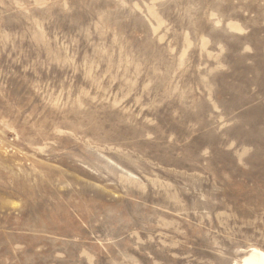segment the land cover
Listing matches in <instances>:
<instances>
[{
	"label": "rangeland",
	"instance_id": "obj_1",
	"mask_svg": "<svg viewBox=\"0 0 264 264\" xmlns=\"http://www.w3.org/2000/svg\"><path fill=\"white\" fill-rule=\"evenodd\" d=\"M264 250V0H0V264H235Z\"/></svg>",
	"mask_w": 264,
	"mask_h": 264
},
{
	"label": "bare ground",
	"instance_id": "obj_2",
	"mask_svg": "<svg viewBox=\"0 0 264 264\" xmlns=\"http://www.w3.org/2000/svg\"><path fill=\"white\" fill-rule=\"evenodd\" d=\"M238 264H264V250L252 247Z\"/></svg>",
	"mask_w": 264,
	"mask_h": 264
}]
</instances>
